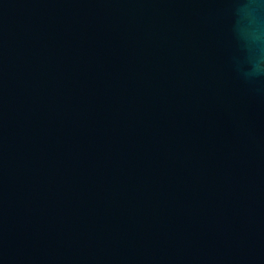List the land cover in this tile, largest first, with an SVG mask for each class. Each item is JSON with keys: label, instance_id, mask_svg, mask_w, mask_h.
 <instances>
[{"label": "water", "instance_id": "obj_1", "mask_svg": "<svg viewBox=\"0 0 264 264\" xmlns=\"http://www.w3.org/2000/svg\"><path fill=\"white\" fill-rule=\"evenodd\" d=\"M264 0H0V264H264Z\"/></svg>", "mask_w": 264, "mask_h": 264}, {"label": "clouds", "instance_id": "obj_2", "mask_svg": "<svg viewBox=\"0 0 264 264\" xmlns=\"http://www.w3.org/2000/svg\"><path fill=\"white\" fill-rule=\"evenodd\" d=\"M253 71H254V72L264 71V68H262V66H261V62L255 64V65L253 66Z\"/></svg>", "mask_w": 264, "mask_h": 264}]
</instances>
